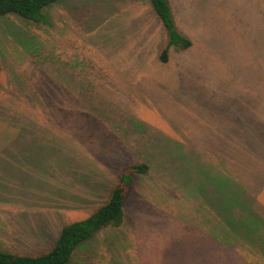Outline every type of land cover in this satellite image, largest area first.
Here are the masks:
<instances>
[{
	"label": "rangeland",
	"instance_id": "1",
	"mask_svg": "<svg viewBox=\"0 0 264 264\" xmlns=\"http://www.w3.org/2000/svg\"><path fill=\"white\" fill-rule=\"evenodd\" d=\"M167 1L191 45L165 63L150 0H61L46 24L0 19V251L48 252L142 163L123 224L70 264L157 259L125 251L132 238L263 237L246 220L264 214V0Z\"/></svg>",
	"mask_w": 264,
	"mask_h": 264
},
{
	"label": "trees",
	"instance_id": "2",
	"mask_svg": "<svg viewBox=\"0 0 264 264\" xmlns=\"http://www.w3.org/2000/svg\"><path fill=\"white\" fill-rule=\"evenodd\" d=\"M59 1L61 0H0V19L14 17L34 24H46L44 10ZM150 3L169 35L168 45L160 54V61L165 63L170 47L187 49L191 43L176 32L167 0H150ZM124 171L108 202L85 220L63 227L52 249L36 257L0 251V264H70L76 250L97 231L120 227L124 221V202L133 182L132 174L144 175L148 172V166L144 163L134 164Z\"/></svg>",
	"mask_w": 264,
	"mask_h": 264
},
{
	"label": "crops",
	"instance_id": "3",
	"mask_svg": "<svg viewBox=\"0 0 264 264\" xmlns=\"http://www.w3.org/2000/svg\"><path fill=\"white\" fill-rule=\"evenodd\" d=\"M246 221L264 223V214L252 216ZM260 230V236H263L261 238L190 236L132 238L125 243L131 247L124 250L130 249V255L136 253L148 257L152 256L151 254L155 255L157 259L149 261L148 264H264V224Z\"/></svg>",
	"mask_w": 264,
	"mask_h": 264
}]
</instances>
